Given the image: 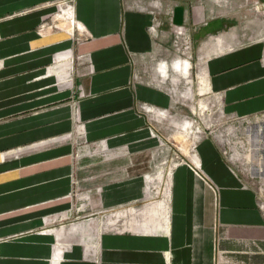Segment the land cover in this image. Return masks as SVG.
<instances>
[{
	"label": "crops",
	"instance_id": "crops-1",
	"mask_svg": "<svg viewBox=\"0 0 264 264\" xmlns=\"http://www.w3.org/2000/svg\"><path fill=\"white\" fill-rule=\"evenodd\" d=\"M164 11L173 27L196 14L182 0H0V264H210L216 222L236 229L226 238L263 236L255 198L209 142L199 148L216 201L179 164L166 196L143 204L126 229L68 217L75 184L101 165L114 176L100 201L150 196L141 177L118 179L112 163L156 147L153 121L171 107Z\"/></svg>",
	"mask_w": 264,
	"mask_h": 264
},
{
	"label": "rangeland",
	"instance_id": "rangeland-1",
	"mask_svg": "<svg viewBox=\"0 0 264 264\" xmlns=\"http://www.w3.org/2000/svg\"><path fill=\"white\" fill-rule=\"evenodd\" d=\"M182 1L195 10V19L180 24L185 34L176 38L170 14L164 11L161 43L166 60L177 55L189 59L190 77L169 69L163 72V87L172 104L159 121H153L157 146L143 154L118 156L112 163L118 179L141 177L144 192L150 196L115 204L100 201L104 181L114 176L103 174L107 168L101 165L102 173L93 178L87 174L84 184L77 182L72 190L74 201L68 217H77L86 228L126 229L139 219L143 204L166 196L179 164H186L216 201L219 186L202 165L199 147L205 142L212 144L241 187L252 193L264 216V0ZM208 58L216 62L210 74ZM148 176L159 179L147 182ZM227 227L214 224L210 264H264V227L263 236L253 240L226 238L227 232L236 231Z\"/></svg>",
	"mask_w": 264,
	"mask_h": 264
},
{
	"label": "bare ground",
	"instance_id": "bare-ground-1",
	"mask_svg": "<svg viewBox=\"0 0 264 264\" xmlns=\"http://www.w3.org/2000/svg\"><path fill=\"white\" fill-rule=\"evenodd\" d=\"M206 42V41H205ZM177 59H180L181 61H187V72H186V74L183 72V71H180L179 72V74H181L182 76H183V78L184 77H186L187 79H189V77H190V75H189V60H185V59H181L179 56H175L171 61H166V62H162V65H164L165 63H166V65H167V67H166V69L164 68V67H162V70L163 71H167V69H171V70H173V71H176L174 68H173V63H174V61L175 60H177ZM184 66L182 65V68H183ZM177 72V71H176ZM203 73H201V78H202V81H204L203 80V78H204V75H202ZM166 75V74H165ZM189 81V80H188Z\"/></svg>",
	"mask_w": 264,
	"mask_h": 264
},
{
	"label": "clouds",
	"instance_id": "clouds-1",
	"mask_svg": "<svg viewBox=\"0 0 264 264\" xmlns=\"http://www.w3.org/2000/svg\"><path fill=\"white\" fill-rule=\"evenodd\" d=\"M182 65L184 66L183 68H182ZM162 67H164L166 69V67H167L166 63L164 65H162ZM173 68L177 72L183 71L186 74V72H187V61H181L180 59H177L173 63Z\"/></svg>",
	"mask_w": 264,
	"mask_h": 264
},
{
	"label": "built area",
	"instance_id": "built-area-1",
	"mask_svg": "<svg viewBox=\"0 0 264 264\" xmlns=\"http://www.w3.org/2000/svg\"><path fill=\"white\" fill-rule=\"evenodd\" d=\"M175 37L176 38H179L180 37V35H184L185 34V28L183 27V26H181V25H176L175 27ZM177 56H179L180 57V55H177Z\"/></svg>",
	"mask_w": 264,
	"mask_h": 264
}]
</instances>
